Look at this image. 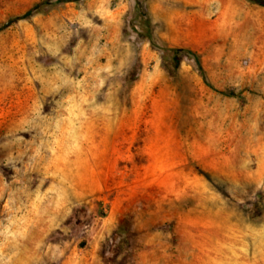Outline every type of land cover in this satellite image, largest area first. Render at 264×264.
I'll use <instances>...</instances> for the list:
<instances>
[{"label": "rangeland", "instance_id": "rangeland-1", "mask_svg": "<svg viewBox=\"0 0 264 264\" xmlns=\"http://www.w3.org/2000/svg\"><path fill=\"white\" fill-rule=\"evenodd\" d=\"M38 1L0 0V264H264V9Z\"/></svg>", "mask_w": 264, "mask_h": 264}, {"label": "trees", "instance_id": "trees-1", "mask_svg": "<svg viewBox=\"0 0 264 264\" xmlns=\"http://www.w3.org/2000/svg\"><path fill=\"white\" fill-rule=\"evenodd\" d=\"M246 1L264 9V0H246ZM64 2H66V1L65 0H40L36 3H34L23 14L15 17L13 20H15V21L25 20V19H29V18L36 16V15L45 14V13L53 10L57 4L64 3ZM136 4H137V6H139L138 0H136ZM170 52H171V58L169 60V64L167 67L169 70H171V69L176 70L178 68L180 62H181V59L183 57H187V56L194 58L198 64V57L193 51H190L187 49L175 48V49H171ZM200 73L202 75L204 82L206 84H208V82H207V80L203 74V71L201 69H200ZM223 94L228 95V96L234 95L232 93H223Z\"/></svg>", "mask_w": 264, "mask_h": 264}]
</instances>
